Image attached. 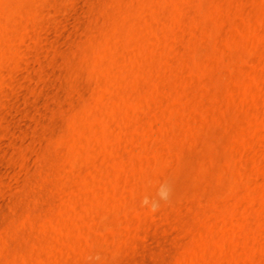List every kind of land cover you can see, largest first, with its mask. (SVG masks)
<instances>
[{
    "label": "rangeland",
    "instance_id": "obj_1",
    "mask_svg": "<svg viewBox=\"0 0 264 264\" xmlns=\"http://www.w3.org/2000/svg\"><path fill=\"white\" fill-rule=\"evenodd\" d=\"M0 264H264V0H0Z\"/></svg>",
    "mask_w": 264,
    "mask_h": 264
},
{
    "label": "clouds",
    "instance_id": "obj_2",
    "mask_svg": "<svg viewBox=\"0 0 264 264\" xmlns=\"http://www.w3.org/2000/svg\"><path fill=\"white\" fill-rule=\"evenodd\" d=\"M170 196V186L167 182L162 183L157 191L155 198L145 197L142 206L148 207L151 211L157 210L162 201H167Z\"/></svg>",
    "mask_w": 264,
    "mask_h": 264
}]
</instances>
